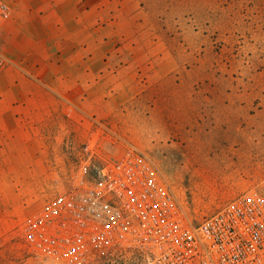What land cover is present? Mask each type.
Returning <instances> with one entry per match:
<instances>
[{
    "label": "rangeland",
    "instance_id": "obj_1",
    "mask_svg": "<svg viewBox=\"0 0 264 264\" xmlns=\"http://www.w3.org/2000/svg\"><path fill=\"white\" fill-rule=\"evenodd\" d=\"M103 12L90 57L105 102L87 127L111 129L95 135L103 150L144 152L195 223L245 192L264 196V0H105ZM85 135L31 212L0 226V264H49L21 225L67 185ZM90 264L137 263L103 253Z\"/></svg>",
    "mask_w": 264,
    "mask_h": 264
},
{
    "label": "built area",
    "instance_id": "obj_2",
    "mask_svg": "<svg viewBox=\"0 0 264 264\" xmlns=\"http://www.w3.org/2000/svg\"><path fill=\"white\" fill-rule=\"evenodd\" d=\"M11 15L0 0V32ZM5 64L0 55V73ZM21 227L49 264H90L103 253L130 254L137 264H264L259 192H245L195 223L144 152L128 145L112 155L96 137L83 143L67 185Z\"/></svg>",
    "mask_w": 264,
    "mask_h": 264
},
{
    "label": "crops",
    "instance_id": "obj_3",
    "mask_svg": "<svg viewBox=\"0 0 264 264\" xmlns=\"http://www.w3.org/2000/svg\"><path fill=\"white\" fill-rule=\"evenodd\" d=\"M7 1L12 15L0 32L6 60L0 73V226L31 212L71 143L85 134L97 137V126L93 133L87 127L90 117L103 115L105 102L103 76L90 57L105 0Z\"/></svg>",
    "mask_w": 264,
    "mask_h": 264
}]
</instances>
